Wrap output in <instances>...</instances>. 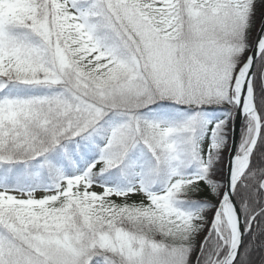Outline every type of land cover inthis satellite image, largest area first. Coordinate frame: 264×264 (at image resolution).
I'll return each instance as SVG.
<instances>
[{
	"label": "snow or ice",
	"instance_id": "1",
	"mask_svg": "<svg viewBox=\"0 0 264 264\" xmlns=\"http://www.w3.org/2000/svg\"><path fill=\"white\" fill-rule=\"evenodd\" d=\"M258 14L0 0V264H264Z\"/></svg>",
	"mask_w": 264,
	"mask_h": 264
},
{
	"label": "trees",
	"instance_id": "2",
	"mask_svg": "<svg viewBox=\"0 0 264 264\" xmlns=\"http://www.w3.org/2000/svg\"><path fill=\"white\" fill-rule=\"evenodd\" d=\"M263 17H264V16H261L260 14H258V16H257V21H256V23H257V27H259V24H260L261 20L263 19ZM97 191H99V189H97Z\"/></svg>",
	"mask_w": 264,
	"mask_h": 264
},
{
	"label": "water",
	"instance_id": "3",
	"mask_svg": "<svg viewBox=\"0 0 264 264\" xmlns=\"http://www.w3.org/2000/svg\"><path fill=\"white\" fill-rule=\"evenodd\" d=\"M264 19V18H263Z\"/></svg>",
	"mask_w": 264,
	"mask_h": 264
}]
</instances>
